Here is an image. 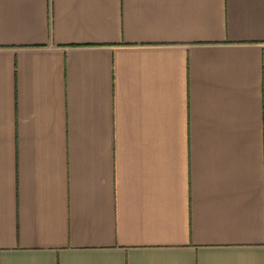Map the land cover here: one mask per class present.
Segmentation results:
<instances>
[{"label": "crops", "instance_id": "1", "mask_svg": "<svg viewBox=\"0 0 264 264\" xmlns=\"http://www.w3.org/2000/svg\"><path fill=\"white\" fill-rule=\"evenodd\" d=\"M0 264H264V0H0Z\"/></svg>", "mask_w": 264, "mask_h": 264}]
</instances>
